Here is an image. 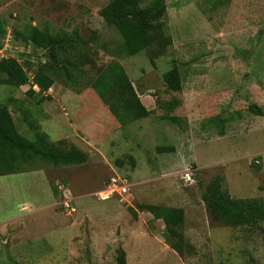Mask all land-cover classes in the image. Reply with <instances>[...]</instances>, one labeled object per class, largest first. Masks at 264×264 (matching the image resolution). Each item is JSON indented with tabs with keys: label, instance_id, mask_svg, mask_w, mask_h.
I'll return each mask as SVG.
<instances>
[{
	"label": "rangeland",
	"instance_id": "374dc122",
	"mask_svg": "<svg viewBox=\"0 0 264 264\" xmlns=\"http://www.w3.org/2000/svg\"><path fill=\"white\" fill-rule=\"evenodd\" d=\"M107 3L0 0L1 48L27 75L48 58L17 37L24 27L77 31L85 42L72 83L56 82L44 96L29 94L27 84L0 85V108L7 107L22 138L42 133L56 147L87 155L81 165L32 158L8 168L43 169L58 204L42 215L16 210L25 219L0 225V264H121L120 251L124 264H264V222L228 226L213 220L202 200L208 183L219 179L232 198L264 201V0H165L172 43L153 65L147 51H123L125 39L99 16ZM112 63L122 66L131 87L105 103L91 83ZM173 66L179 92L162 78ZM173 100L170 115L180 126L162 118ZM187 171L195 181L183 180ZM121 183L126 194H119ZM138 205L182 210L181 255L165 242L163 221Z\"/></svg>",
	"mask_w": 264,
	"mask_h": 264
},
{
	"label": "trees",
	"instance_id": "16d2710c",
	"mask_svg": "<svg viewBox=\"0 0 264 264\" xmlns=\"http://www.w3.org/2000/svg\"><path fill=\"white\" fill-rule=\"evenodd\" d=\"M99 16L105 26L114 28L125 39L123 51L128 56L147 51L149 61L153 65L154 60L164 56L171 46L172 38L166 30L165 0H108V3L99 10ZM5 34V26L0 20V48ZM16 35L21 38L24 45H30L34 51L41 49L47 53L48 60L38 67L32 77L33 83L39 87L40 91L36 93L30 89L29 94L44 96L54 83L60 82L68 86L74 81L79 70V62L86 58V54L82 51L85 42L82 41L77 31L73 33L60 31L52 34L47 29L38 30L28 25ZM162 78L168 90L172 92L181 90L180 72L176 66L164 73ZM28 80V75L16 60L9 58L0 60V85L18 88L26 85ZM91 85L96 95L105 103L115 100L131 87L119 63H112L100 72ZM176 107V100L165 103V114L162 118L180 126V118L170 115ZM248 109L257 116H263L261 108L255 105L249 106ZM216 125L219 129V136H223V123ZM173 150V147L156 148L158 153H169ZM32 158H39L58 167L81 165L86 162L87 155L76 147H71L69 150L56 147L42 133H38L34 141L22 138L15 129L7 107L0 108V169L6 168L0 175L13 173L8 168L14 161L25 162ZM52 189L57 196L56 188L52 187ZM202 200L213 220L228 226L252 227L256 223L264 222V201L232 198L223 190L219 179L208 183ZM129 210L133 215L136 214L133 209ZM137 211H146L155 220H162L166 227L165 242L179 255L182 254L183 237L180 232L183 225L182 210L138 205ZM119 260L121 264H124L122 251L119 252Z\"/></svg>",
	"mask_w": 264,
	"mask_h": 264
},
{
	"label": "crops",
	"instance_id": "0c3cea01",
	"mask_svg": "<svg viewBox=\"0 0 264 264\" xmlns=\"http://www.w3.org/2000/svg\"><path fill=\"white\" fill-rule=\"evenodd\" d=\"M103 108L98 114L103 113ZM57 204L58 197L43 169L0 175V225L25 219H19L17 213L30 216L48 214ZM9 205L14 207L12 212L6 210Z\"/></svg>",
	"mask_w": 264,
	"mask_h": 264
},
{
	"label": "built area",
	"instance_id": "2783aa9c",
	"mask_svg": "<svg viewBox=\"0 0 264 264\" xmlns=\"http://www.w3.org/2000/svg\"><path fill=\"white\" fill-rule=\"evenodd\" d=\"M2 59H8L7 51L5 48H0V60H2ZM28 77H29V80H28L27 86L29 87V90L31 89L34 92L38 93L40 90H39V87L33 83V78H32L33 75L29 74ZM48 90H50V89H48ZM47 92H45V94ZM182 178L186 183H191V182L195 181V179H196L195 175L191 171L184 172ZM119 189H120L119 194H126L128 187H127V185H124L121 183L119 186ZM59 190H61V187L59 188ZM64 206L67 209L70 208L67 202L64 203Z\"/></svg>",
	"mask_w": 264,
	"mask_h": 264
}]
</instances>
